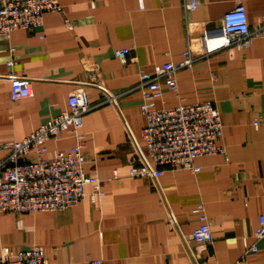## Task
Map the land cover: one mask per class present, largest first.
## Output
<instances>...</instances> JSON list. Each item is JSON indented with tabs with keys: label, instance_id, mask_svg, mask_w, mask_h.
I'll return each mask as SVG.
<instances>
[{
	"label": "crops",
	"instance_id": "0c3cea01",
	"mask_svg": "<svg viewBox=\"0 0 264 264\" xmlns=\"http://www.w3.org/2000/svg\"><path fill=\"white\" fill-rule=\"evenodd\" d=\"M58 1L63 11L45 13L40 27L0 35V158L5 144L67 109L70 93L85 88L93 108L83 126L48 140L46 156L82 144L84 170L99 178L103 195L92 200L88 186L86 197L64 210L0 213V257L38 244L46 264L96 258L107 264H233L242 256L243 264H264V244L254 236L264 216V37L242 49L207 55L202 49L205 30L218 27L237 3L245 6L250 27L259 25L264 0H199L195 11L183 0ZM121 48L129 49L126 63L114 56ZM188 48L196 63L179 71L178 92L165 88L155 107L212 101L223 152L197 157V172L131 176L132 159L148 156L141 93L123 94L115 107L95 83L114 94L125 91L142 71L178 62ZM11 73L31 79V97L11 100ZM198 203L205 206L211 245L191 237L200 225L193 213Z\"/></svg>",
	"mask_w": 264,
	"mask_h": 264
},
{
	"label": "built area",
	"instance_id": "2783aa9c",
	"mask_svg": "<svg viewBox=\"0 0 264 264\" xmlns=\"http://www.w3.org/2000/svg\"><path fill=\"white\" fill-rule=\"evenodd\" d=\"M187 11H195L199 0H183ZM58 0H0V35L8 37L17 29L31 30L43 25L47 12L61 13ZM256 37H264V20L251 28L246 8L237 3L227 11L218 27L206 29L202 49L210 54L219 49L247 47ZM129 49L114 51V56L126 63ZM196 58L188 48L178 62H165L153 72L142 71L139 81L125 91L111 93L99 82L96 87L104 96V102L118 106V99L125 93L139 91L142 97L140 111L145 117L142 138L147 147V158L137 157L130 162V175L134 177L157 178L165 169H187L197 172L194 165L197 157L222 153L218 145L222 133L220 113L212 101H201L158 109L155 101L163 95L164 89L178 92L179 71L192 68ZM13 61L7 65L12 66ZM92 72V71H91ZM10 98L19 101L33 95L31 79L11 73ZM93 105L85 88L74 90L67 101V109L50 117L22 140L4 145L7 153L0 158V213H38L64 210L77 205L91 188V198L103 195L100 181L89 176L84 165L87 156L83 145L78 143L69 150L54 157L46 156L47 142L57 138L63 131H78L83 126L84 116ZM258 125L257 121H254ZM83 138V135H78ZM200 225L191 237L204 246L211 245L213 234L205 211L198 203L193 208ZM255 238L264 244V216L259 217ZM252 247L251 251H256ZM244 256L233 264H243ZM0 264H46L43 249L34 244L18 251L15 255L3 254ZM90 264H107L96 258Z\"/></svg>",
	"mask_w": 264,
	"mask_h": 264
}]
</instances>
